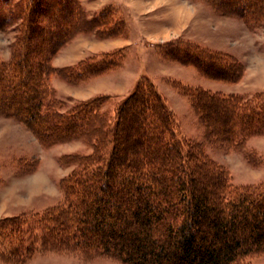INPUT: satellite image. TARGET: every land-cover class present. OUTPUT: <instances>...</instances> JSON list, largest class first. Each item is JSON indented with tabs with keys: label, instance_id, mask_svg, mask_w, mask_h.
Instances as JSON below:
<instances>
[{
	"label": "trees",
	"instance_id": "trees-1",
	"mask_svg": "<svg viewBox=\"0 0 264 264\" xmlns=\"http://www.w3.org/2000/svg\"><path fill=\"white\" fill-rule=\"evenodd\" d=\"M205 2L249 25L264 19V0ZM80 6L78 0H0L3 26L26 15L10 61L0 62V80H7L0 86V112L30 128L43 144L83 139L92 147L89 154L65 155L77 167L59 180L60 203L0 217L1 259L25 264L36 253L56 251L104 255L122 264H248L250 256L264 252V185H232L229 173L202 143L181 134L153 81L140 77L116 104L112 119L102 111L107 96L71 107L54 96L51 73L79 82L117 67L124 57L116 48L65 71L47 63L51 51L77 32L92 28L111 36L118 29L104 12L86 20ZM51 11L58 14L50 18L52 26L43 27L50 31L45 52L42 28L34 21ZM35 46L41 47L31 52ZM158 48L160 56L193 66L208 79L233 82L243 74L233 56L195 42L176 38ZM179 88L206 139L216 146L240 149L249 138L264 134V95Z\"/></svg>",
	"mask_w": 264,
	"mask_h": 264
},
{
	"label": "rangeland",
	"instance_id": "rangeland-1",
	"mask_svg": "<svg viewBox=\"0 0 264 264\" xmlns=\"http://www.w3.org/2000/svg\"><path fill=\"white\" fill-rule=\"evenodd\" d=\"M78 1L86 20L104 12L118 29L111 36H101L92 28L91 31L77 32L57 51H51L52 54L49 52L51 56L47 63L65 71L68 66L76 65L82 59L116 48L121 49L124 57L117 67L79 82H68L51 73L48 77L49 87L53 89L54 96L64 102L65 107L104 95L108 99L102 111H106L112 119L116 104L133 90L134 83L140 77L146 76L153 81L173 111L181 134L201 142L207 155L229 173L232 185H264V134L249 138L240 149L225 150L216 146L217 143L206 139L203 124L190 107L188 96L179 88L180 84H185L200 86L212 92L240 93L246 97L264 95V19L249 25L241 16L217 12L205 0ZM51 13L40 15L34 21L35 25L42 28L40 32L43 33L39 35L42 36L45 52V33L49 30L43 27L51 25L50 18H56L58 14L57 11ZM24 17L26 15L5 26L0 24V62L10 61L12 47L26 24ZM69 19L65 22L68 23ZM176 38L195 42L220 54H230L242 64L241 78L233 82L208 79L193 66L160 56L158 46ZM39 47L29 48L34 52ZM30 68H33L31 63ZM6 84L7 80H2L1 88ZM1 118L0 217L43 211L60 203L63 193L59 188V180L77 167V163L69 161L65 155L89 154L91 144L83 139L43 144L30 128L16 119L0 112ZM211 120L217 123V120ZM39 176L43 183L37 187L31 186L33 178ZM247 263L264 264V252L250 256ZM0 264L12 263L0 257ZM25 264L122 263L104 255L83 257L77 253L49 251L36 253Z\"/></svg>",
	"mask_w": 264,
	"mask_h": 264
},
{
	"label": "bare ground",
	"instance_id": "bare-ground-1",
	"mask_svg": "<svg viewBox=\"0 0 264 264\" xmlns=\"http://www.w3.org/2000/svg\"><path fill=\"white\" fill-rule=\"evenodd\" d=\"M204 65H205V63H204ZM210 66V65H209ZM208 67V66H207ZM211 67V66H210ZM219 107V106H218ZM223 106H221V108H222ZM224 108V107H223ZM221 111V110H220ZM225 114V113H224ZM220 116H221V114H220ZM223 116H225V115H223ZM225 118V117H224ZM228 118V117H227ZM41 177L39 176V177H36V178H33V180H32V184H31V186H34V187H37V186H39V185H41L42 183H43V180L42 179H40Z\"/></svg>",
	"mask_w": 264,
	"mask_h": 264
},
{
	"label": "crops",
	"instance_id": "crops-1",
	"mask_svg": "<svg viewBox=\"0 0 264 264\" xmlns=\"http://www.w3.org/2000/svg\"><path fill=\"white\" fill-rule=\"evenodd\" d=\"M0 120H3L2 118ZM1 191V190H0Z\"/></svg>",
	"mask_w": 264,
	"mask_h": 264
}]
</instances>
